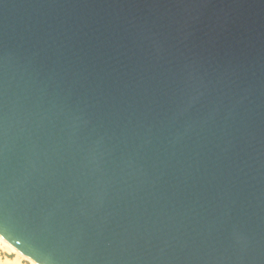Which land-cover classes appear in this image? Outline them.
<instances>
[{"label":"water","instance_id":"95a60500","mask_svg":"<svg viewBox=\"0 0 264 264\" xmlns=\"http://www.w3.org/2000/svg\"><path fill=\"white\" fill-rule=\"evenodd\" d=\"M0 234L40 264H250L264 0H0Z\"/></svg>","mask_w":264,"mask_h":264},{"label":"snow or ice","instance_id":"6c2138e0","mask_svg":"<svg viewBox=\"0 0 264 264\" xmlns=\"http://www.w3.org/2000/svg\"><path fill=\"white\" fill-rule=\"evenodd\" d=\"M195 102L196 101H193V104ZM0 241L6 242L10 247L9 251H4L0 248V255H5L12 260H16L17 257H19L17 264H37L34 258L25 255L23 252L18 251L12 244H9L2 234H0ZM249 262L250 264H264V245H262L258 251L253 252L249 257Z\"/></svg>","mask_w":264,"mask_h":264},{"label":"clouds","instance_id":"9594fccd","mask_svg":"<svg viewBox=\"0 0 264 264\" xmlns=\"http://www.w3.org/2000/svg\"><path fill=\"white\" fill-rule=\"evenodd\" d=\"M0 248H2L4 251L10 250L9 245L3 241H0ZM18 259H19V257H17L16 260H12L5 255H0V264H17Z\"/></svg>","mask_w":264,"mask_h":264},{"label":"bare ground","instance_id":"6f19581e","mask_svg":"<svg viewBox=\"0 0 264 264\" xmlns=\"http://www.w3.org/2000/svg\"><path fill=\"white\" fill-rule=\"evenodd\" d=\"M7 241V240H6ZM9 244H11L9 241H7ZM13 245V244H12ZM14 246V245H13ZM15 247V246H14ZM18 251H20L18 248H16ZM20 252H22V251H20ZM24 253V252H23ZM25 254V253H24ZM26 255V254H25ZM28 256V255H27ZM37 264H40V263H38L37 262Z\"/></svg>","mask_w":264,"mask_h":264}]
</instances>
